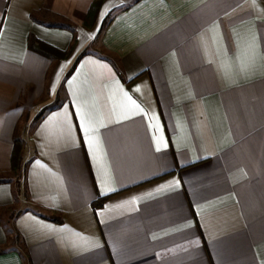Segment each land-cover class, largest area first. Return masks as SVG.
<instances>
[{
    "label": "crops",
    "instance_id": "obj_1",
    "mask_svg": "<svg viewBox=\"0 0 264 264\" xmlns=\"http://www.w3.org/2000/svg\"><path fill=\"white\" fill-rule=\"evenodd\" d=\"M94 1L0 0V264H264V0Z\"/></svg>",
    "mask_w": 264,
    "mask_h": 264
},
{
    "label": "trees",
    "instance_id": "obj_2",
    "mask_svg": "<svg viewBox=\"0 0 264 264\" xmlns=\"http://www.w3.org/2000/svg\"><path fill=\"white\" fill-rule=\"evenodd\" d=\"M103 0H95L91 9H90V13L89 16L94 18L99 9L100 6L102 4ZM70 50L68 51H64L61 52L62 57L66 56L69 53ZM22 147H23V141L19 138H16V143H15V148H14V152H13V159H12V164H13V170L14 171H18L20 169L21 166V162H22ZM103 200V197L100 199V201ZM100 201L96 202L94 205L98 206L100 205Z\"/></svg>",
    "mask_w": 264,
    "mask_h": 264
},
{
    "label": "snow or ice",
    "instance_id": "obj_3",
    "mask_svg": "<svg viewBox=\"0 0 264 264\" xmlns=\"http://www.w3.org/2000/svg\"><path fill=\"white\" fill-rule=\"evenodd\" d=\"M243 70V69H242ZM134 103V102H133ZM87 130V129H86Z\"/></svg>",
    "mask_w": 264,
    "mask_h": 264
}]
</instances>
